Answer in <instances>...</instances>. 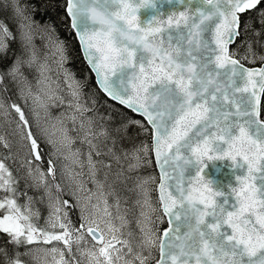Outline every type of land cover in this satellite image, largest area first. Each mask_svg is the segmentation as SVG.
Returning <instances> with one entry per match:
<instances>
[{
	"label": "snow or ice",
	"instance_id": "snow-or-ice-1",
	"mask_svg": "<svg viewBox=\"0 0 264 264\" xmlns=\"http://www.w3.org/2000/svg\"><path fill=\"white\" fill-rule=\"evenodd\" d=\"M64 3L66 18L100 90L142 116L151 128L152 143L140 145L136 162H129L128 168L151 166L154 155L160 173L158 203L145 194L143 203L152 214L142 210L139 234L124 232L123 221L114 222L120 217L109 210L107 172L103 180L98 173L111 170L104 156L117 161L119 157L111 148L105 153L97 143L101 135L108 138L107 130L103 124L96 127L95 115H85L88 107L80 103L78 81H70V86L76 85V102L68 109L76 135L68 134L62 120L60 128L67 153L80 166L72 179L87 175L93 188L85 193L82 178L64 183L69 166L60 158L67 160L68 155L57 145L55 132L41 126L37 109L48 115L49 106L41 95L49 70L44 48L54 49L63 66L68 59L65 42L36 21L31 0H4L0 5V85L10 79L23 105L12 97H0V110L8 115V109L14 110L19 117L13 121L15 135L26 151L20 167L32 181L27 186L43 190L41 201L46 198L49 215L40 226L31 219L33 198L18 204V190L11 186L15 178L5 163L15 161L18 154L0 137V147L7 150L0 158V190L13 193L0 197V210L7 213L0 219V232L7 234L11 245L0 247V264H29L25 257L32 258L37 251L59 252V264H80L76 253L82 249L73 250V232L76 240L90 245L95 264H264V66L250 69L244 63L264 65V55L253 50L251 41L243 55L239 47L244 42L230 47L241 31L248 30L246 23L242 27L240 14L256 9L264 24V8H258L261 0H195L194 10L193 0H188L183 11L166 17L157 14L143 27L137 13L155 7L154 0ZM254 34L261 35L259 30ZM37 37L45 42L44 48L36 43ZM8 53H12L10 63L5 62ZM30 72L38 74L35 88L28 79ZM128 123L149 131L142 121L129 118ZM77 141L88 146L86 154L73 147ZM42 144L49 145L46 162ZM213 160H228L240 169L226 193L214 190L201 175L206 162ZM153 181L151 175L141 178L142 191L143 185ZM74 210L78 226L71 218ZM54 241L63 243L67 253L58 244L19 251L24 244Z\"/></svg>",
	"mask_w": 264,
	"mask_h": 264
},
{
	"label": "rangeland",
	"instance_id": "rangeland-1",
	"mask_svg": "<svg viewBox=\"0 0 264 264\" xmlns=\"http://www.w3.org/2000/svg\"><path fill=\"white\" fill-rule=\"evenodd\" d=\"M250 41V40H249ZM248 41V42H249ZM260 43L252 42V48L256 52H258L261 55H264V47L261 45H264V40L261 38ZM248 42L244 46V49L241 50L243 53H245L248 49ZM44 48V47H42ZM47 53L48 59L47 63L49 66V70L45 72V76L48 77V80L41 85V95L44 97V101L48 104V115H45L44 111L40 108L37 109V111L40 113L39 119L41 122L42 127H46L49 129L50 132H55V140L57 142V145L62 148V150L65 152V154L68 155V159L64 160L63 157L60 158V163L67 164L69 166V173L65 176L64 183H75L79 181L81 178L85 181L84 184V192L86 193L88 189L93 188V183L89 179L87 175L81 176H75V179H72V176L74 173L80 172V166L79 164H74L72 161V157L70 153H67V149L64 147L65 141H64V133L60 128L61 120L63 121L64 127L68 129V134L71 136H75L76 132L73 130V123L72 120L69 118L71 116V113L68 112L70 104H75L76 97L73 94V89L76 87L75 83H72L70 86V81H78L81 85L80 80L71 72V66L70 61L66 60L61 66V64L58 61V57L55 58V61H52L51 59L54 57L53 53L54 50L51 51L47 48L44 49ZM257 61L256 63H258ZM251 63V64H256ZM37 73L35 75L30 74L28 76V79L31 81L33 87H36V77ZM82 87V86H81ZM87 94H85L82 90V96L80 97V103L82 105H87L88 110L86 111L85 115L87 116H94V113H89L91 110V107H89L88 103L84 104L82 100L86 99ZM263 99V96H262ZM30 103V102H29ZM21 105H23V101L20 102ZM262 104V102H261ZM102 105V104H101ZM103 107V105H102ZM8 112L11 114L8 115L3 110H0V137H4L7 141H9L12 144L13 152L18 154V158L13 161L12 159H9L11 162H16L20 166L23 156L26 154V151L23 150L22 145L19 143V137L15 135L16 125L13 122L18 121L19 117L14 112V110L8 109ZM27 111V109H26ZM67 113V115H65ZM96 118V127H100L101 124L104 125V127L107 130V139L104 135H101L97 143L100 145V147L103 148L104 152L107 153L108 150L111 148L112 151L116 153V156L119 157V161L116 159L110 157V156H104L103 159L111 164V170L108 171L107 169L102 170L100 173H98V176L100 179H105V172H107L106 177V185H105V191L108 193L107 200L109 203V210L112 212L113 216H116L117 213H119V219H116L114 222L117 225H120L123 221V231L128 232L132 231L134 233L139 234L140 232V226L143 222V217L141 215V212L143 210L145 215L152 214V209L148 205L144 204V196L145 194L150 197L153 204H157L155 200H157L153 188L156 187L158 182V173L156 171L153 158L151 156L152 164L148 167H139L132 170H129L128 164L129 162L135 163V156L138 155L137 149L133 152H126V151H118L113 144H111V135H109L110 130L106 127L103 116L99 114ZM29 119L35 121V117L29 113ZM135 120L142 121L145 126L146 123L142 118H136ZM97 127V128H98ZM150 129V128H149ZM32 131H36L35 127L32 128ZM151 132L149 130L147 133ZM146 144L150 145L151 142H145ZM73 147H80L84 154L87 153L88 146L86 144H81L79 141ZM6 149L2 152V155H0L2 158L4 154L6 153ZM127 154V156H126ZM96 159H100V157H95ZM9 161H5L6 166L11 170V172L15 170L13 169V165L11 167L8 165ZM10 163V162H9ZM119 166L123 170V167H125L126 173H121ZM18 172L20 175L27 177L26 170L22 167L18 168ZM87 172V168H85V173ZM153 176L154 181L150 182L148 184L143 185V191L141 189V178L147 177V176ZM28 178V177H27ZM31 180L30 178H28ZM31 182H28V184H31ZM34 191L37 192V188L35 187ZM34 191L31 192L30 189L28 190V193L24 191L23 198L18 202L20 205H24L27 202V198L30 196L33 198V204L31 206L32 208V216L31 219L34 223L39 224L40 226H44L45 220L48 218L49 215V207L46 202V198L44 202L41 201V197L44 196L43 190L41 189L40 192H37V196L34 194ZM26 193V195H25ZM154 194V196H153ZM94 202V201H93ZM41 208H44L46 210V214L44 217H41ZM27 212V209L25 210ZM4 213L0 216V219H3V216L7 214L4 210ZM73 215L77 219V212L74 210ZM73 215L71 213V218L74 221H77L78 226V220H75L73 218ZM138 221L140 223H138ZM51 231V229H49ZM72 240L71 245L73 250L75 251L77 247H81L82 251L76 253V259L80 261V264H95L94 259L91 257L89 248L90 245H86L84 241L76 240L75 237L77 233L73 232L72 234ZM88 240H91L90 237H87ZM93 244H95V241H92ZM53 244H58L59 249H62L65 251V254L67 253V249L61 242H53L52 244L44 245L42 242L33 244V245H27L24 244L22 246L21 253L24 252L25 248H36V249H51ZM157 255V253H156ZM31 261L34 264H59L60 262V255L59 252L52 253L51 251H37L34 253V256L30 258Z\"/></svg>",
	"mask_w": 264,
	"mask_h": 264
},
{
	"label": "trees",
	"instance_id": "trees-1",
	"mask_svg": "<svg viewBox=\"0 0 264 264\" xmlns=\"http://www.w3.org/2000/svg\"><path fill=\"white\" fill-rule=\"evenodd\" d=\"M3 3L4 0H0V5H3ZM31 3L35 5V8L33 9V15L36 21L40 22L42 27L48 26L49 29L53 32L54 38L65 42L66 54L68 56L67 60L70 61L71 72L80 80L82 90L85 94H87L86 96L87 100H82V102L84 104L88 103L89 107H91L89 113H94L96 117L99 114L103 116L104 123L106 127L110 130L109 135H111V139H112L111 144H113V140H115V144H113L115 146L114 148H116L118 151L133 152L137 148H139L142 143H145L146 141L151 142V132L149 133L144 132L136 125H132L128 123L129 118L136 119L139 117L134 113H132L130 110L109 100L99 90L94 80L92 72L90 71V69L83 60L78 42L70 27L69 21L66 18V14L64 11L65 8L64 0H31ZM258 8H264V0L263 2H261ZM240 19H241L242 27L246 23L248 25V30L246 32L241 31V35L237 40V43L231 46V48H237V46L240 45L241 42H244L243 45L239 47V53L243 55L244 53L241 50L244 49V46L249 40L251 42H256L261 38H263L264 40V24L259 22L258 12L256 9L241 14ZM254 30H259L261 35L257 37L254 34ZM36 43L38 45H41V47H44L45 44V42H43L39 37H37ZM11 47L15 49L17 46L15 44H12ZM51 53H53L54 56L51 60L55 61V58H57L55 54V50L54 52L51 51ZM11 57H12V53H8L5 62L10 63ZM244 63L246 66H252L249 65L247 61H244ZM256 65L257 64L253 66ZM27 74L28 76L30 74L35 75V72H30ZM5 87L7 88V91L3 90ZM16 92H17V86L10 79L6 78L5 83L3 85H0V97H3L4 99H7L8 97H12V99L16 100L17 103L20 104V102L22 101L19 100L18 96L16 95ZM101 104L103 105V107ZM261 110H262V118H264V95L262 99ZM146 127H148L147 124ZM42 147L45 150V162H46L47 150L49 148V145L42 144ZM3 151L4 148L0 147V155H2ZM7 161L10 162V163L7 162L8 165L11 167L10 164H12L13 169L15 170V173L14 171L12 172L13 177L15 179L13 180L11 186L15 187L18 190L17 193L15 194V199L17 201L18 200L20 201L24 196V191L28 193V190L30 189V191L33 192L35 187L27 186L28 182H31V180L19 174L18 168L20 166L18 165V163L11 162L10 160ZM46 168H47V164L45 163V169ZM118 169H120L121 173L127 172V170L125 171V167H123L122 170L121 167L119 166ZM5 178H7V176H5ZM155 186L157 187L156 184ZM156 187L153 188L152 193L154 192L157 198V200L155 201L156 203H158V195H157ZM40 190L41 189L37 188L38 193L40 192ZM37 192L34 191V194L36 195ZM12 195H13L12 192L5 193L4 191L0 190V197L12 196ZM40 212H41V217H44L46 214V210L44 208H41ZM2 213H4L3 210H0V216L2 215ZM73 213L74 211L72 212V215ZM73 218L77 220L74 215ZM165 226L166 224L163 225V227ZM5 245H8V236L6 233L0 232V247ZM8 246L11 247V245ZM22 246L23 245L19 246L20 252L22 251ZM157 256H158V252H157ZM25 258L29 260V264H34L29 257H25Z\"/></svg>",
	"mask_w": 264,
	"mask_h": 264
},
{
	"label": "water",
	"instance_id": "water-1",
	"mask_svg": "<svg viewBox=\"0 0 264 264\" xmlns=\"http://www.w3.org/2000/svg\"><path fill=\"white\" fill-rule=\"evenodd\" d=\"M154 2H155V7H146V8L140 9L138 11L137 15H138V18H139L140 26L143 27L145 24H147L157 14H161L162 13L163 16L166 17L169 13L177 12V11H183L184 7L186 5H188V0H183L182 4H178L177 0H171V2H169V0H154ZM261 2H263V0H261ZM190 7L193 10L197 7V5L195 3V0H193V3L190 5ZM252 10H254V9H252ZM252 10H248V11H252ZM73 33H74V31H73ZM74 36H75V33H74ZM75 38H76V36H75ZM77 42H78V40H77ZM78 45H79V48H80V51H81V46H80L79 42H78ZM82 57H83V55H82ZM83 60L85 62L84 57H83ZM86 65L89 68V65L87 63H86ZM262 66H264V65H262L260 63V64H257L256 66H247V67L250 68V69H257V68L262 67ZM92 74H93L94 80L96 82L97 81V77H96L94 72H92ZM96 85L98 86L97 82H96ZM98 88H99V86H98ZM99 90H100V88H99ZM111 101H113V100H111ZM113 102H115V101H113ZM261 102H262V97H261ZM115 103H117V102H115ZM121 106L124 107L123 105H121ZM134 114L143 119L142 116H140V115H138L136 113H134ZM145 123L147 124V121H145ZM148 127L150 128V126H148ZM150 130H151V128H150ZM151 143H152V138H151ZM152 158H153V162H154V165H155V157H154V155L152 156ZM155 168H156V171L158 173V182H157V187H156V189H157L158 188V184H159L160 173H159V170H158V168L156 166H155ZM239 172H240V169L233 168L231 162L228 161V160H213V161L206 162L205 168H204L203 172L201 173V175L206 180L211 181L212 187H213L214 190L223 191V192L226 193L227 190H228V187L234 185V183H235V175L239 174ZM157 195H158V191H157ZM167 227H168V225L166 224L165 228H167ZM153 264H154V262H153Z\"/></svg>",
	"mask_w": 264,
	"mask_h": 264
},
{
	"label": "clouds",
	"instance_id": "clouds-1",
	"mask_svg": "<svg viewBox=\"0 0 264 264\" xmlns=\"http://www.w3.org/2000/svg\"><path fill=\"white\" fill-rule=\"evenodd\" d=\"M183 0H177L178 4H182ZM258 64H260V62H258Z\"/></svg>",
	"mask_w": 264,
	"mask_h": 264
},
{
	"label": "flooded vegetation",
	"instance_id": "flooded-vegetation-1",
	"mask_svg": "<svg viewBox=\"0 0 264 264\" xmlns=\"http://www.w3.org/2000/svg\"><path fill=\"white\" fill-rule=\"evenodd\" d=\"M247 63H248L249 65H252V66L255 65V64H251V63H249V62H247ZM256 64H258V63H256Z\"/></svg>",
	"mask_w": 264,
	"mask_h": 264
},
{
	"label": "bare ground",
	"instance_id": "bare-ground-1",
	"mask_svg": "<svg viewBox=\"0 0 264 264\" xmlns=\"http://www.w3.org/2000/svg\"><path fill=\"white\" fill-rule=\"evenodd\" d=\"M233 45H234V44H233ZM233 45H231V46H233ZM231 46H230V47H231Z\"/></svg>",
	"mask_w": 264,
	"mask_h": 264
}]
</instances>
